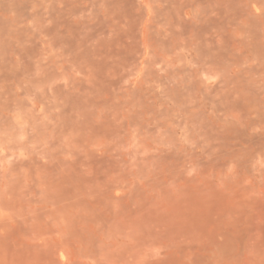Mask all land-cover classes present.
<instances>
[{
	"label": "rangeland",
	"instance_id": "374dc122",
	"mask_svg": "<svg viewBox=\"0 0 264 264\" xmlns=\"http://www.w3.org/2000/svg\"><path fill=\"white\" fill-rule=\"evenodd\" d=\"M0 264H264V0H0Z\"/></svg>",
	"mask_w": 264,
	"mask_h": 264
}]
</instances>
